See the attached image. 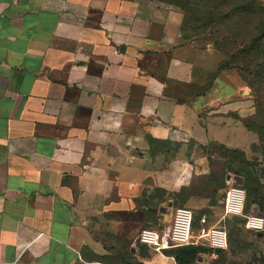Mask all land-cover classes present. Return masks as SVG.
I'll use <instances>...</instances> for the list:
<instances>
[{
	"label": "crops",
	"instance_id": "crops-1",
	"mask_svg": "<svg viewBox=\"0 0 264 264\" xmlns=\"http://www.w3.org/2000/svg\"><path fill=\"white\" fill-rule=\"evenodd\" d=\"M183 20L159 0H0V264H149L141 229L171 222L157 208L221 222L223 201L184 187L209 146L257 136L243 100L183 95Z\"/></svg>",
	"mask_w": 264,
	"mask_h": 264
},
{
	"label": "rangeland",
	"instance_id": "rangeland-1",
	"mask_svg": "<svg viewBox=\"0 0 264 264\" xmlns=\"http://www.w3.org/2000/svg\"><path fill=\"white\" fill-rule=\"evenodd\" d=\"M205 1L189 0L192 10L191 15H187L188 22L183 26L182 36L186 43H192L196 48L193 57L196 62L197 83L194 91H184L183 95L191 97L193 94L215 91L219 102H223V97L234 103L243 100V107L246 109L243 112V122L255 132L257 139L251 150L243 151L242 154L216 144L209 146L207 151L212 166L211 173L204 179H197L195 184L190 182L184 187V193L201 192L211 195L213 202L223 201L228 185L227 175L232 177L235 171L240 170L242 176L244 174L242 186L246 191L245 211L264 216V203L256 211L252 209L253 197L264 201V0H243V6L251 8L249 13L243 14V37L233 39L236 43L229 42L224 49L216 48L212 40L208 39V29L199 27L207 15ZM234 3L235 0L228 1L224 6L232 7ZM183 14L186 16L185 12ZM214 25L224 28L220 23ZM225 63L229 66L216 73L218 67ZM235 91L238 92L237 97L228 96ZM224 180L225 185L222 184ZM222 185L223 188H218ZM178 206L182 204H175L171 206L170 212H166V223L172 219L173 211ZM156 214L164 215L159 208L153 212V215ZM194 214L196 229L200 224V214L195 211ZM218 225L227 230L228 247L215 251L206 247L202 253H198L199 257L193 264H264V231L263 235H258L246 229L243 217L238 216L223 218ZM145 227L162 226L151 223ZM180 248L166 250L164 255L168 259L156 252L159 257L149 264H177L175 253Z\"/></svg>",
	"mask_w": 264,
	"mask_h": 264
},
{
	"label": "built area",
	"instance_id": "built-area-1",
	"mask_svg": "<svg viewBox=\"0 0 264 264\" xmlns=\"http://www.w3.org/2000/svg\"><path fill=\"white\" fill-rule=\"evenodd\" d=\"M223 218L238 216L244 218L246 229L255 233L264 231V217L257 213H246V191L242 185L228 182L223 200ZM194 210L186 205L174 209L169 225L161 230L153 227H144L139 233L141 244L151 247L160 254L168 249L188 245H199L215 250L228 247V233L220 225H208L202 217L201 226L195 231Z\"/></svg>",
	"mask_w": 264,
	"mask_h": 264
},
{
	"label": "trees",
	"instance_id": "trees-1",
	"mask_svg": "<svg viewBox=\"0 0 264 264\" xmlns=\"http://www.w3.org/2000/svg\"><path fill=\"white\" fill-rule=\"evenodd\" d=\"M171 5H175L179 7L183 12H185L186 16H184L183 20V25H182V30L183 26L186 25V22H188L187 15L190 14V2L189 0H159ZM228 1H233V0H206L204 6L206 7V12L207 15L203 18L205 21L201 26H199L201 29H208L207 35L210 37L208 38L209 40L211 39L212 42L214 43L215 47L218 49H224L226 48V45L229 44V42H234L233 39H239L243 37V28L242 23H243V14L249 13V9L247 6H243V0H235V3L233 4L232 7H225L224 5ZM214 23H220L224 28L221 29L217 25H214ZM213 27V28H210ZM214 27L216 30L214 31ZM229 66L228 64H223L222 66H219L216 73L220 72L223 70L225 67ZM246 126V125H245ZM217 145V144H216ZM221 146V145H219ZM227 150H230L232 152L242 154L243 151L240 150H233L226 148L224 146H221ZM231 171V170H229ZM235 175L242 176V173L240 170L235 171ZM244 176V174H243ZM242 176V177H243ZM244 178V177H243ZM225 185V180L224 183ZM224 186H220L218 188H223ZM227 188V187H226ZM253 203L254 207H260L264 201L262 199L260 200L259 198H254L253 197ZM253 207V208H254ZM264 207V204H263ZM252 208V209H253ZM246 213H254V212H247ZM264 217V216H263ZM201 219L200 217V224L199 226L195 229V231L201 226ZM195 221V217H194ZM244 218H243V223H244ZM194 227V223H193ZM206 247L199 246V245H188V246H183L181 247L176 253H175V260L177 264H193L196 259H198V253H202ZM132 264V263H128Z\"/></svg>",
	"mask_w": 264,
	"mask_h": 264
},
{
	"label": "water",
	"instance_id": "water-1",
	"mask_svg": "<svg viewBox=\"0 0 264 264\" xmlns=\"http://www.w3.org/2000/svg\"><path fill=\"white\" fill-rule=\"evenodd\" d=\"M227 180L234 183V184H237V185H242L243 182H244V178L242 176H239V175H234L231 177V175H227ZM256 207L253 208V211H256ZM171 211V208L169 207H162L160 208V212H170ZM258 235H263V232H259Z\"/></svg>",
	"mask_w": 264,
	"mask_h": 264
}]
</instances>
